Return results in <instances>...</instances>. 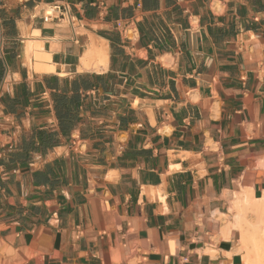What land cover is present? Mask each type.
<instances>
[{"label": "crops", "instance_id": "0c3cea01", "mask_svg": "<svg viewBox=\"0 0 264 264\" xmlns=\"http://www.w3.org/2000/svg\"><path fill=\"white\" fill-rule=\"evenodd\" d=\"M241 185L264 190V0H1L0 264H244L215 239Z\"/></svg>", "mask_w": 264, "mask_h": 264}, {"label": "bare ground", "instance_id": "6f19581e", "mask_svg": "<svg viewBox=\"0 0 264 264\" xmlns=\"http://www.w3.org/2000/svg\"><path fill=\"white\" fill-rule=\"evenodd\" d=\"M46 15H53L54 10L46 8ZM52 11V13H51ZM30 40V39H29ZM27 44V42H26ZM27 55L34 50H41V45L38 42L28 41ZM33 45V46H32ZM36 61L35 69L44 71H53L54 66L42 63V61L49 60L50 55L45 52H34ZM106 51L102 46H91L83 58V66L88 67L93 64L94 67L105 62ZM82 60V59H81ZM99 70V69H98ZM244 196H234L232 194L231 199H235L234 203L230 204L227 213H219L217 220L222 224L226 223L223 228H220V232L215 239H231L236 233L239 238L237 239L238 247H234L232 252L241 253L244 264H263L264 263V190L262 194L257 196L253 195L251 186L241 185ZM256 192V191H255ZM250 212L255 215L254 222L247 221L244 213ZM231 214V216H230ZM231 217V218H230ZM230 218L229 222L226 220ZM251 218V217H249ZM225 221V222H224Z\"/></svg>", "mask_w": 264, "mask_h": 264}, {"label": "rangeland", "instance_id": "374dc122", "mask_svg": "<svg viewBox=\"0 0 264 264\" xmlns=\"http://www.w3.org/2000/svg\"><path fill=\"white\" fill-rule=\"evenodd\" d=\"M234 196H236V197H238V196H244V193H243V190L241 189L239 192H233L232 193ZM234 201H235V199L233 200V199H231V202H230V204H232V203H234ZM230 206V205H229ZM219 217L221 216V215H218ZM230 216H231V214H230ZM232 217V216H231ZM230 217V218H231ZM244 217H245V219L247 218V221H249L250 222V220H251V222H254V220H255V215L253 214V213H250V212H246V213H244ZM249 217H251V218H249ZM230 218H227L226 220H228V222H229V220H230ZM254 219V220H253ZM219 222H220V225H221V228H223V226L226 224V223H224V224H222V222L219 220ZM225 222V221H224ZM220 232V231H219ZM239 238V236H238V234L236 233L234 236H233V244H234V246H236V247H238V243H237V239ZM241 254V253H240ZM241 257H242V254H241ZM264 264V263H263Z\"/></svg>", "mask_w": 264, "mask_h": 264}, {"label": "built area", "instance_id": "2783aa9c", "mask_svg": "<svg viewBox=\"0 0 264 264\" xmlns=\"http://www.w3.org/2000/svg\"><path fill=\"white\" fill-rule=\"evenodd\" d=\"M0 4H1V0H0ZM46 8H50V9H52L54 11H58V10H60L61 5L54 3V4H49ZM46 12H47V9H45L44 13L46 14ZM47 16H53V15L49 14Z\"/></svg>", "mask_w": 264, "mask_h": 264}]
</instances>
